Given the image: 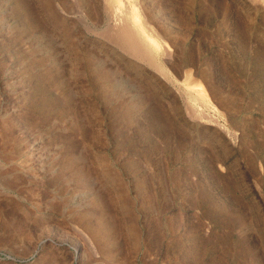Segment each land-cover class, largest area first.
<instances>
[{"label":"rangeland","instance_id":"374dc122","mask_svg":"<svg viewBox=\"0 0 264 264\" xmlns=\"http://www.w3.org/2000/svg\"><path fill=\"white\" fill-rule=\"evenodd\" d=\"M0 264H264V4L0 0Z\"/></svg>","mask_w":264,"mask_h":264},{"label":"bare ground","instance_id":"6f19581e","mask_svg":"<svg viewBox=\"0 0 264 264\" xmlns=\"http://www.w3.org/2000/svg\"><path fill=\"white\" fill-rule=\"evenodd\" d=\"M102 1V0H101ZM106 1V0H105ZM255 1H257V0H255ZM260 1V3H262V4H264V0H259ZM137 2V1H136ZM104 3V2H103ZM136 4V3H135ZM132 5V4H131ZM137 5V4H136ZM132 8V7H131ZM141 11V10H140ZM127 12V11H126ZM137 13H136V9H134V8H132L131 9V11L129 12V17H132L133 19H138V15H136ZM125 16H127V13H126V15ZM130 20V19H129ZM145 20H146V18H145ZM149 21V20H148ZM133 23V22H132ZM135 23H136V21H135ZM134 23V24H135ZM141 23H143V22H141ZM145 23V22H144ZM137 24V25H136ZM135 24V29L137 30V31H139L142 35H143V39H146V35H147V33H145L146 31V29L144 28L145 27V25H144V27H143V25L142 24H139L138 25V23H136ZM128 26V25H127ZM124 28H126L125 26H123ZM129 27V26H128ZM145 30H144V29ZM124 32V31H123ZM128 32V31H127ZM149 32V31H148ZM125 33V32H124ZM154 33V32H153ZM127 34V33H126ZM125 36V35H124ZM154 37H156V36H154ZM142 39V40H143ZM147 40V39H146ZM145 40V41H146ZM158 40V39H157ZM147 43V42H146ZM146 43L144 44L145 46H146ZM150 43V42H149ZM149 43H148V45H149ZM150 46V45H149ZM148 46V47H149ZM151 49H152V47H150ZM162 68V67H161ZM164 68V67H163ZM162 71H163V69H162ZM196 85V84H195ZM202 85V84H201ZM201 85H198L199 86V88H198V86H197V88H198V90L200 91V93L202 94V96H203V99L204 98H209V96H208V94L206 93V91H205V87H203V86H201ZM199 97V96H198ZM205 100V99H204ZM207 101V100H206ZM205 101V102H206ZM208 101H209V99H208ZM209 102H211V100L209 101ZM207 104H209V103H207ZM210 106V105H209Z\"/></svg>","mask_w":264,"mask_h":264}]
</instances>
